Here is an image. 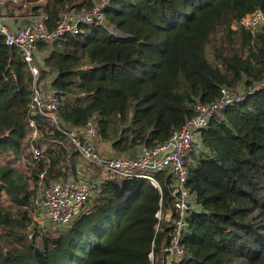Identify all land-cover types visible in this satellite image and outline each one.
I'll return each instance as SVG.
<instances>
[{
  "label": "trees",
  "instance_id": "trees-1",
  "mask_svg": "<svg viewBox=\"0 0 264 264\" xmlns=\"http://www.w3.org/2000/svg\"><path fill=\"white\" fill-rule=\"evenodd\" d=\"M94 1L45 0L22 15L46 13L51 31L63 12ZM256 11L264 16V0H114L104 26L38 44L45 52L39 81H49L61 101L58 127L94 122V146L104 157L162 145L197 104L216 102L221 88L253 90L196 136L186 187L197 209L178 264H264V24L241 23ZM31 93L22 54L0 37V156L32 165H0V264H149L155 213L174 202L166 173L156 175L160 191L144 179L106 182L70 225L39 231L30 210L38 174L46 170L47 184L75 162L67 137L43 117L34 145L50 164L33 160ZM163 237L155 238L158 248Z\"/></svg>",
  "mask_w": 264,
  "mask_h": 264
},
{
  "label": "built area",
  "instance_id": "built-area-1",
  "mask_svg": "<svg viewBox=\"0 0 264 264\" xmlns=\"http://www.w3.org/2000/svg\"><path fill=\"white\" fill-rule=\"evenodd\" d=\"M113 1L95 0L93 7L88 10L63 12L59 23L50 31L46 25L48 20L46 13L36 16L28 25L21 27L12 25L1 12L3 0H0V37L6 46L20 51L32 75V93L26 123L30 130L29 153L33 160L45 158L42 156V150L34 145L37 138L41 136L36 118L43 117L52 126L60 129L58 127L60 98L50 87L49 81L42 84L39 81L40 68L44 65V61L40 58H43L45 52L39 50L38 44L43 41L53 42L77 36L85 27L104 26L106 9ZM241 23L249 29H257L264 24V16L256 11L243 19ZM260 89H264V84L260 86ZM252 91H243L240 94L235 90L221 88L216 102L209 105L197 104L194 116L173 131L165 143L154 149H142L140 153L131 157L109 158L100 155L94 146L97 128L92 121L80 130L60 129L70 142L74 154L72 160L77 158L86 166L81 168V163L74 161L75 167L74 171H71V176L65 173L47 184L43 182L46 170L40 172L37 189L30 205L31 219L39 231H46L47 228L57 230L70 225L78 214L86 212L93 200L101 195L106 182L120 179H144L160 191L156 175L166 173L173 181L174 202L172 207H164L160 203L155 213L157 220L154 226L155 238L162 234L164 237L159 248L154 238L148 260L149 264H178L186 256L183 241L188 229L187 218L193 210L197 209L193 202V194L186 187L188 166L197 145L196 136L208 127L213 117L221 118L226 108L243 102ZM21 161H24L27 166L30 165L25 159ZM45 162L48 168L50 161L46 159ZM90 170H95L97 173L94 174Z\"/></svg>",
  "mask_w": 264,
  "mask_h": 264
},
{
  "label": "crops",
  "instance_id": "crops-1",
  "mask_svg": "<svg viewBox=\"0 0 264 264\" xmlns=\"http://www.w3.org/2000/svg\"><path fill=\"white\" fill-rule=\"evenodd\" d=\"M43 2H45V0H36V1L35 0H3V6L1 7V12L3 16H5L7 19L10 20L8 21L9 23H12V25L16 27H21V26L28 25L31 21L34 20L36 16L35 14H31V12L28 14L22 15L20 13L21 12L20 9L24 8L25 4L27 5L26 7H28L31 5H39ZM35 3H39V4H35ZM40 60H42V58H40ZM13 159L14 157L12 154H3L0 156V165L9 163L16 170L24 171L23 166H18V163L21 160H17L12 163Z\"/></svg>",
  "mask_w": 264,
  "mask_h": 264
},
{
  "label": "rangeland",
  "instance_id": "rangeland-1",
  "mask_svg": "<svg viewBox=\"0 0 264 264\" xmlns=\"http://www.w3.org/2000/svg\"><path fill=\"white\" fill-rule=\"evenodd\" d=\"M35 4H39V3H35ZM25 7L23 8V11H21L20 13L22 14L23 12H24V10H25V8H26V4L24 5ZM111 33H116L115 31H112ZM41 61H44V60H41ZM235 91H238L240 94H242V90H235ZM28 151H29V146H28ZM74 161H77L78 163H81L80 165H81V168H83L84 166H86V164H84L81 160H79L78 161V159L76 158V160L74 159ZM5 165V164H4ZM3 166V165H2ZM18 166H23V168H24V170H26V171H28V167H29V169L31 168V166L29 165V166H27L26 164H25V162L24 161H19V163H18ZM27 166V167H26ZM10 168H11V166H9ZM27 168V169H26ZM93 171V173L95 174V173H97V171H95V170H92ZM66 175L67 176H71L72 175V172H71V170H68L67 172H66ZM29 186L31 187V189H33V183H31V182H29Z\"/></svg>",
  "mask_w": 264,
  "mask_h": 264
},
{
  "label": "water",
  "instance_id": "water-1",
  "mask_svg": "<svg viewBox=\"0 0 264 264\" xmlns=\"http://www.w3.org/2000/svg\"><path fill=\"white\" fill-rule=\"evenodd\" d=\"M141 150H138L136 153H140ZM132 156V154L130 155V157Z\"/></svg>",
  "mask_w": 264,
  "mask_h": 264
}]
</instances>
